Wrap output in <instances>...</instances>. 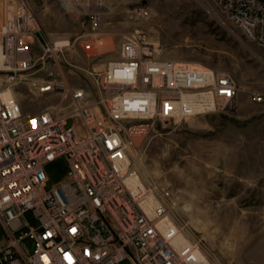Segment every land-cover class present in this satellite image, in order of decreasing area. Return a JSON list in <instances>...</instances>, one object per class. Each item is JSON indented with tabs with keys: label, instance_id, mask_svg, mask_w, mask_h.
Masks as SVG:
<instances>
[{
	"label": "built area",
	"instance_id": "obj_1",
	"mask_svg": "<svg viewBox=\"0 0 264 264\" xmlns=\"http://www.w3.org/2000/svg\"><path fill=\"white\" fill-rule=\"evenodd\" d=\"M102 1L58 0L66 11ZM213 1L264 47V0ZM100 11L92 10L94 27ZM156 16L151 4L128 8L133 29L118 54L101 69L83 68L91 86L66 88L64 79L42 76L41 65L72 63L66 54L77 43L94 55L103 37L42 40L26 0H0V264H214L195 244L174 241L182 229L173 214V192L161 180L142 177L135 153L160 125L233 113L241 87L229 71L161 57L146 27ZM22 86L38 95L66 89L69 102L25 112L17 97ZM60 157L69 174L48 190L45 166ZM30 210L36 226L25 218ZM26 226L28 232L18 237ZM28 237L35 244L32 253L22 247Z\"/></svg>",
	"mask_w": 264,
	"mask_h": 264
},
{
	"label": "rangeland",
	"instance_id": "obj_2",
	"mask_svg": "<svg viewBox=\"0 0 264 264\" xmlns=\"http://www.w3.org/2000/svg\"><path fill=\"white\" fill-rule=\"evenodd\" d=\"M26 1L38 17L42 40L87 33L104 39L94 55L83 53L77 43L76 51L66 54L72 63L41 65L42 76L64 79L66 88L91 86L83 68L101 69L118 54L119 44L133 29L127 9L142 3L157 12L146 27L161 57L233 74L241 87L233 113L212 112L160 125L159 133L138 142L134 163L144 179L161 180L172 190L178 225L214 264H264V47L250 41L213 0H103L92 7L77 4L71 11L58 0ZM92 10H101L95 27ZM17 97L28 113L69 102L66 89L38 95L22 86ZM45 170L49 190L68 176L69 164L60 157ZM25 218L37 225L32 210ZM28 230L26 226L16 235ZM4 239L0 228V243ZM21 243L27 253L34 251L31 238Z\"/></svg>",
	"mask_w": 264,
	"mask_h": 264
},
{
	"label": "bare ground",
	"instance_id": "obj_3",
	"mask_svg": "<svg viewBox=\"0 0 264 264\" xmlns=\"http://www.w3.org/2000/svg\"><path fill=\"white\" fill-rule=\"evenodd\" d=\"M186 62H189V61H186ZM189 63L195 64V65H202V64H200V62H189ZM13 97H14V95H13L12 92H8V93L5 95V98H6L7 100H9V101H11V100L13 99ZM140 177H141V176H140ZM174 241H175L178 245H180V246H182V245H184V244H186V243H191V242H190V239H189V235H188L185 231L180 232V234H178V235L175 237ZM198 251H199L200 253H203V251H201L200 248H198ZM203 254H204V253H203Z\"/></svg>",
	"mask_w": 264,
	"mask_h": 264
},
{
	"label": "snow or ice",
	"instance_id": "obj_4",
	"mask_svg": "<svg viewBox=\"0 0 264 264\" xmlns=\"http://www.w3.org/2000/svg\"><path fill=\"white\" fill-rule=\"evenodd\" d=\"M228 95H231V93H228ZM74 231V230H73Z\"/></svg>",
	"mask_w": 264,
	"mask_h": 264
}]
</instances>
